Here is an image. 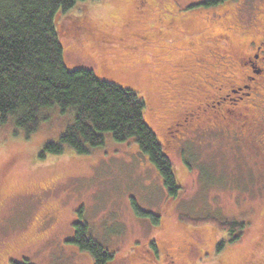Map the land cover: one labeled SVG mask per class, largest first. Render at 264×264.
Here are the masks:
<instances>
[{"label":"rangeland","instance_id":"obj_1","mask_svg":"<svg viewBox=\"0 0 264 264\" xmlns=\"http://www.w3.org/2000/svg\"><path fill=\"white\" fill-rule=\"evenodd\" d=\"M206 1L83 0L58 17L70 70L91 69L146 100L183 191L171 199L138 143L111 133L89 153L66 147L40 158L73 122L72 110H47L29 133L0 123V264H94L70 241L80 221L114 254L108 264H167L170 255L175 264H264V136L224 132L218 117L186 120L193 104L219 92L220 54L249 44L248 18L263 0ZM236 64L225 65L226 77L241 73ZM134 203L161 223L139 216ZM181 215L246 227L232 242L234 234Z\"/></svg>","mask_w":264,"mask_h":264},{"label":"trees","instance_id":"obj_2","mask_svg":"<svg viewBox=\"0 0 264 264\" xmlns=\"http://www.w3.org/2000/svg\"><path fill=\"white\" fill-rule=\"evenodd\" d=\"M80 1L83 0H0V123L13 121L29 133L39 128L47 110H72L73 122L57 142L44 145L40 158L61 154L66 147L80 154L89 153L105 145L109 133L118 142L134 139L160 172L170 198L180 197L183 187L164 141L147 122L143 96L99 78L91 69L67 67L57 19ZM224 1L207 0L205 5ZM134 207L139 216L161 223L160 214L136 203ZM181 219L195 225L213 224L221 232L234 234L232 242L246 227L239 220L221 221L211 216L194 219L181 215ZM74 226L75 235L70 241L88 251L94 264H108L114 259L109 249L89 235L88 223L80 221ZM223 246L222 241L217 250Z\"/></svg>","mask_w":264,"mask_h":264},{"label":"flooded vegetation","instance_id":"obj_3","mask_svg":"<svg viewBox=\"0 0 264 264\" xmlns=\"http://www.w3.org/2000/svg\"><path fill=\"white\" fill-rule=\"evenodd\" d=\"M247 27L254 33L249 44L236 50L225 49V52L220 54L219 66H222V69L217 72L220 84L216 86L219 92H215L216 96L205 97L208 98L206 101L193 104L186 120L199 118L206 121L201 115L207 119L218 117L221 120L216 123L229 127L224 129V132L239 130L249 136L254 132L264 136V0L254 6ZM219 53L220 51L216 55ZM205 60L203 59L201 66L207 68L210 63ZM229 62L237 63L239 70L241 67L239 75L226 77L228 75L224 74L223 70ZM207 77L203 82L211 87L213 76L211 81ZM180 124L176 122L174 125ZM167 264H175L173 256L170 255Z\"/></svg>","mask_w":264,"mask_h":264}]
</instances>
